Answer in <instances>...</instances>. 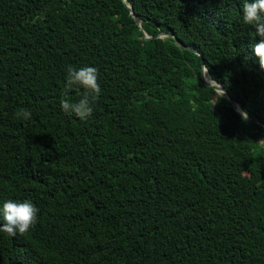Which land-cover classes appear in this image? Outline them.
<instances>
[{"label":"trees","instance_id":"obj_1","mask_svg":"<svg viewBox=\"0 0 264 264\" xmlns=\"http://www.w3.org/2000/svg\"><path fill=\"white\" fill-rule=\"evenodd\" d=\"M243 2L0 0V207L39 209L0 232V264H264V71ZM69 65L98 69L85 120L60 106Z\"/></svg>","mask_w":264,"mask_h":264},{"label":"clouds","instance_id":"obj_2","mask_svg":"<svg viewBox=\"0 0 264 264\" xmlns=\"http://www.w3.org/2000/svg\"><path fill=\"white\" fill-rule=\"evenodd\" d=\"M242 21L245 25L255 28L254 36L261 39L258 43L252 45V52L258 58L259 67L264 71V0H244L242 4ZM207 66H202V74L208 85L210 81L215 85L217 94L220 99L225 96V92L221 86L207 76ZM66 77L64 92L65 95L60 101V106L66 114H72L80 120L87 119L93 112L95 102L101 94V87L98 82V69L95 67L84 66L79 69L72 65L66 68ZM82 90V91H81ZM77 91L80 98L76 102H72L67 93ZM241 119L246 121L248 113L239 109ZM17 120L27 121L32 117V113L27 109H19L15 112ZM39 209L32 202H17L7 200L0 207V215L3 218V224L0 225V232L6 233L8 236H16L17 234H25L36 222Z\"/></svg>","mask_w":264,"mask_h":264},{"label":"water","instance_id":"obj_3","mask_svg":"<svg viewBox=\"0 0 264 264\" xmlns=\"http://www.w3.org/2000/svg\"><path fill=\"white\" fill-rule=\"evenodd\" d=\"M128 9H129L130 12L132 13V16L135 18L138 27H139L140 29H142V27H141V22H140L138 16H136V15L133 14V10L131 9V7H128ZM164 36H172V37H174V35H173L171 32H170V33H167V34L159 35V36H157V37H164ZM146 38L148 39L149 37H146ZM202 77H203L204 83H205L206 85H208V83L206 82V80H205V78H204V74H202ZM210 85L213 86L214 84L210 81ZM221 88H222V87H221ZM222 90L224 91L223 88H222ZM233 105H234V107H235V109H236L237 111L240 109L236 103L233 102ZM238 112H239V111H238Z\"/></svg>","mask_w":264,"mask_h":264}]
</instances>
